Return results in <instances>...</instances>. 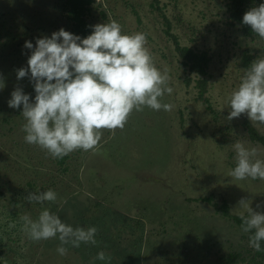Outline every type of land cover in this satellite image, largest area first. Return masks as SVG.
<instances>
[{"label": "rangeland", "instance_id": "obj_1", "mask_svg": "<svg viewBox=\"0 0 264 264\" xmlns=\"http://www.w3.org/2000/svg\"><path fill=\"white\" fill-rule=\"evenodd\" d=\"M64 1L0 0V264H228L223 258L231 253L242 255L232 264H248L255 253L248 234L216 205L227 202L233 214H248L237 208L243 198L264 212L257 207L264 205V180L229 175L236 166L235 142L264 149L251 139L246 122L263 135L264 125L247 114L227 120L229 97L246 70L242 59L264 57V39L246 37L231 25L223 0H96L89 15L94 25L115 20L123 34H146L154 62L167 69L173 89L162 103L173 107L133 111L123 129L103 130L94 150L53 158L25 142L23 106L13 109L8 101L20 87L34 102L31 73L17 79L32 51L25 43L35 47L38 38L70 32ZM163 15L182 45L212 57V110L198 99L196 77L178 57ZM258 158L264 159V151ZM49 189L55 201L26 199ZM44 210L73 227H96V244L68 246L61 256L58 237L30 239L22 217L36 220ZM101 251L111 259H96Z\"/></svg>", "mask_w": 264, "mask_h": 264}, {"label": "clouds", "instance_id": "obj_2", "mask_svg": "<svg viewBox=\"0 0 264 264\" xmlns=\"http://www.w3.org/2000/svg\"><path fill=\"white\" fill-rule=\"evenodd\" d=\"M243 24L264 39V3L247 11ZM25 48L32 50L28 67L17 70V79L31 73L35 100L32 102L17 87L8 106H23L25 142L39 146L53 158L77 150H94L103 130L123 129L133 111H143L144 107L170 111L173 107L162 103L165 93L171 94L173 89L168 86L167 69L161 71L154 62L146 34H123L122 26L115 20L93 26L87 38L60 29L51 38H38L35 47L26 42ZM243 71L238 88L229 97L231 111L227 120L247 114L253 124L264 125V57ZM4 86L0 81V88ZM246 143L237 141L233 145L236 166L229 175L236 180H264V159L258 158L264 149L247 147ZM26 199L43 204L55 201L57 194L49 189L32 192ZM237 208L247 209V216L241 217L242 231L252 233L249 246L260 251L264 242V212L254 211L243 198ZM22 220L24 231L34 241L58 237L56 251L61 256L67 254L68 246L96 244V227H73L48 210L42 211L36 220L28 215ZM96 259L104 261L111 257L101 251Z\"/></svg>", "mask_w": 264, "mask_h": 264}, {"label": "trees", "instance_id": "obj_3", "mask_svg": "<svg viewBox=\"0 0 264 264\" xmlns=\"http://www.w3.org/2000/svg\"><path fill=\"white\" fill-rule=\"evenodd\" d=\"M158 0H156L157 2ZM226 3L227 14L231 25L238 26L240 30L246 37H253L257 34L253 32L250 26L243 24V16L253 7H258L260 4L264 3V0H223ZM96 0H65L62 5L63 12L66 18L71 23L70 33L76 36H80L82 39L87 38L92 34L93 22L90 20L89 15L93 10ZM156 3H154V6ZM164 21L167 26L166 34L173 41L175 51L184 64L187 67L188 71L195 75V84L198 89V99L208 104V108L212 110V107L209 105V99L207 97L209 91V66L212 60L208 51H199L190 46L182 45L178 36L175 35L171 29V21L165 16ZM252 56L245 54L242 59V64L245 69H248L250 65L255 61ZM188 83L191 84L193 79L189 77L187 79ZM247 123V129L249 131L250 137L252 140L257 141L264 145V135L261 134L249 121ZM204 201L209 203L213 202L212 197L203 198ZM218 211L221 212L225 217L232 219L236 225L242 228V216L233 214L231 212V207L227 202L222 203L221 205H216ZM247 238L252 233H247ZM255 250V249H254ZM242 257L240 253H231L228 256L224 257L228 264L236 263L239 258ZM248 264H264V242H261V250L256 251Z\"/></svg>", "mask_w": 264, "mask_h": 264}]
</instances>
